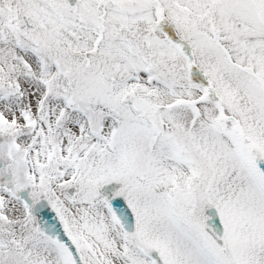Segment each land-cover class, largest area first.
I'll use <instances>...</instances> for the list:
<instances>
[{
    "label": "snow or ice",
    "instance_id": "6c2138e0",
    "mask_svg": "<svg viewBox=\"0 0 264 264\" xmlns=\"http://www.w3.org/2000/svg\"><path fill=\"white\" fill-rule=\"evenodd\" d=\"M0 264H264V0H0Z\"/></svg>",
    "mask_w": 264,
    "mask_h": 264
}]
</instances>
